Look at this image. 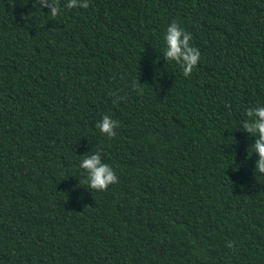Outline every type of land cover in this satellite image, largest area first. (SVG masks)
<instances>
[{
  "label": "trees",
  "instance_id": "16d2710c",
  "mask_svg": "<svg viewBox=\"0 0 264 264\" xmlns=\"http://www.w3.org/2000/svg\"><path fill=\"white\" fill-rule=\"evenodd\" d=\"M57 2L0 0V264H264L241 124L264 105V0ZM172 21L200 51L188 77L162 54ZM97 149L103 191L78 167Z\"/></svg>",
  "mask_w": 264,
  "mask_h": 264
},
{
  "label": "clouds",
  "instance_id": "9594fccd",
  "mask_svg": "<svg viewBox=\"0 0 264 264\" xmlns=\"http://www.w3.org/2000/svg\"><path fill=\"white\" fill-rule=\"evenodd\" d=\"M89 0H65L64 8H87ZM33 8H47V15L56 17L61 12V6L57 0H33ZM191 33L184 30L176 21L169 23L162 34V54L167 61L174 62L182 70V74L188 77L200 60V51L190 41ZM245 119L241 122L243 131L253 137V143L247 149L246 159L256 154L254 174L264 176V105L249 106L244 111ZM118 121L110 115H103L96 122L95 127L101 135L111 138L115 135ZM78 167L84 170L85 183L90 189L103 191L110 184L118 182V176L113 168L103 162L101 150L97 149L90 155L80 156ZM231 247V244H228Z\"/></svg>",
  "mask_w": 264,
  "mask_h": 264
}]
</instances>
